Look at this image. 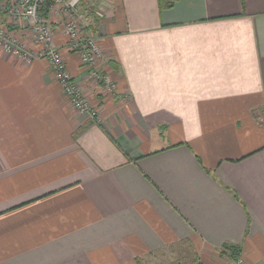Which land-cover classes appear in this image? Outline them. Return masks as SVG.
I'll return each instance as SVG.
<instances>
[{
  "label": "crops",
  "instance_id": "crops-1",
  "mask_svg": "<svg viewBox=\"0 0 264 264\" xmlns=\"http://www.w3.org/2000/svg\"><path fill=\"white\" fill-rule=\"evenodd\" d=\"M108 2L115 94L65 56L98 119L0 50V264H264V0Z\"/></svg>",
  "mask_w": 264,
  "mask_h": 264
},
{
  "label": "built area",
  "instance_id": "built-area-1",
  "mask_svg": "<svg viewBox=\"0 0 264 264\" xmlns=\"http://www.w3.org/2000/svg\"><path fill=\"white\" fill-rule=\"evenodd\" d=\"M15 2L17 8H9L6 14L14 21L21 19L24 25L31 27L34 40L41 46L39 57H45L52 71V75L59 84L62 93L70 102L73 109L81 116L97 119V113L83 97L81 89L73 80L65 64L54 48L50 46V28L47 19L41 13L44 0H9ZM85 0H52L48 8L57 5L65 15L63 31L70 37V49L78 53L81 63L89 69L90 75L106 90L116 92V84L103 71L101 65L105 62V55L99 47L96 37L89 29L93 16L102 18L108 0H95L89 5H83ZM4 27H0V50L9 56L30 62L31 52L23 46L13 43L7 38ZM102 62V63H101ZM236 263L240 264L241 261Z\"/></svg>",
  "mask_w": 264,
  "mask_h": 264
},
{
  "label": "rangeland",
  "instance_id": "rangeland-1",
  "mask_svg": "<svg viewBox=\"0 0 264 264\" xmlns=\"http://www.w3.org/2000/svg\"><path fill=\"white\" fill-rule=\"evenodd\" d=\"M90 2H92V1H90ZM90 2L88 1L86 4L89 5ZM11 7L16 9L17 8V4H15V2L11 3L9 0H0V14L6 15V18L9 17V16H7L6 12ZM63 13L64 12H62V10L60 11L59 7L54 4L53 8H48L46 16H45V14H43V15L47 19V23H48V26H49L50 31H51L50 32V46L52 48H54L56 50V52L59 54L60 58L62 59L63 63L65 64V67H66V69L68 71L67 63H66V59H65V56L67 55V53L68 54H70V53L75 54L78 57V59H79V55H78V53H76L75 51L70 49V40H69L70 37H69V35L66 34V32L63 31L64 21H65V17H64L65 13L64 14ZM9 19H10V21L13 20L11 17H9ZM15 21L19 22L21 25H24L23 22L21 21V19L15 18ZM53 23L59 27V30H60V33H61L60 36H61L62 39L58 38V32H54V29H53V26H52ZM5 26H6V24H5ZM24 26H25V28H23V30L26 29V32H13V33L5 32V34H6L7 38H9V40H11L13 43L18 44L20 46H23L24 48H26V50H30L29 52H31V54H32L31 58H30V62L26 61V60H23V59H20V58H17V57H13V58L18 60V61H20V62H22V63H24V64H26V65H30L32 62L37 61V60L38 61H44V62L47 63V60H46L45 57H39V54H40L39 52L41 51L42 47L39 46V43L35 42V40H34V32H31L32 31L31 27L28 26V25L27 26L24 25ZM6 28H7V26H6ZM17 33H19V34L17 35ZM22 33L25 34V35H22ZM79 62H80V64L82 66H84L81 63L80 59H79ZM47 65H48V63H47ZM84 67H86V66H84ZM48 68L51 71L49 65H48ZM51 73H52V71H51ZM54 81L56 82L55 79H54ZM96 83L99 84L98 82H96ZM57 85L59 86V84H57ZM78 87L80 88L79 85H78ZM104 90L110 95L115 94L112 91H109V90H106V89H104ZM61 92H62V90H61ZM82 94H83V97L90 104V106L93 109H95V112L97 113V119H98L99 115H100L99 114V112H100L99 106L94 105L93 103H91L86 98V96L84 95L83 92H82ZM63 96L65 97L64 94H63ZM65 99H66L68 105L70 106V108L73 109V107L71 106V104L68 101V99L66 97H65ZM170 251H171V249L168 250V251L166 250L165 252L164 251H159L160 254H159L158 259H161V260L154 261V263H152V264H192V263L193 264H201L199 262L198 258H196L194 260V262H192L191 258L187 257L188 255H184L183 256L181 254H176V252H170ZM168 255H170V257H173L172 260L169 258ZM145 263L146 264H150L151 261L150 262H145Z\"/></svg>",
  "mask_w": 264,
  "mask_h": 264
},
{
  "label": "trees",
  "instance_id": "trees-1",
  "mask_svg": "<svg viewBox=\"0 0 264 264\" xmlns=\"http://www.w3.org/2000/svg\"><path fill=\"white\" fill-rule=\"evenodd\" d=\"M158 1H159V4H160V7L164 8V7H170L174 0H158ZM51 2H52V0H44L43 5L41 6V13L45 14V16H46L48 7H49Z\"/></svg>",
  "mask_w": 264,
  "mask_h": 264
}]
</instances>
